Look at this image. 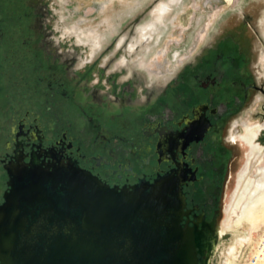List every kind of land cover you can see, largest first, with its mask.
Returning <instances> with one entry per match:
<instances>
[{"label": "flooded vegetation", "instance_id": "af4514ba", "mask_svg": "<svg viewBox=\"0 0 264 264\" xmlns=\"http://www.w3.org/2000/svg\"><path fill=\"white\" fill-rule=\"evenodd\" d=\"M159 1L123 2L86 23L96 6L0 0V203L8 168L37 158L75 162L119 189L173 177L183 224L215 231L224 222L251 128L264 148V0L185 4L192 40L165 36L179 26L177 0ZM163 3L168 11L144 26ZM207 11L216 12L200 38Z\"/></svg>", "mask_w": 264, "mask_h": 264}, {"label": "water", "instance_id": "95a60500", "mask_svg": "<svg viewBox=\"0 0 264 264\" xmlns=\"http://www.w3.org/2000/svg\"><path fill=\"white\" fill-rule=\"evenodd\" d=\"M185 2L173 3L175 17ZM168 16L159 24L166 30ZM8 173L0 264H215L220 244L233 235L223 223L215 231L183 224L185 198L167 175L119 189L75 162L37 158Z\"/></svg>", "mask_w": 264, "mask_h": 264}, {"label": "rangeland", "instance_id": "374dc122", "mask_svg": "<svg viewBox=\"0 0 264 264\" xmlns=\"http://www.w3.org/2000/svg\"><path fill=\"white\" fill-rule=\"evenodd\" d=\"M76 1L77 2L74 4L73 8L79 12L87 9L91 10L95 6L98 8L97 12L93 14V16L91 14V17H89V19H87L86 21V23H93V22L102 21V19L109 14L114 15L115 12L119 11L123 7L124 5L123 2L127 3V5L133 6L138 1L139 2V3L137 2L138 6H140V5H144V3H146L147 0H76ZM179 1L181 0H177L176 3H178ZM233 1L234 0H226V2H228L229 4H232ZM107 2L108 5L110 6V11L109 10L102 11V6L105 3L107 4ZM205 2L206 0H186L185 4L186 6H188L193 3L194 8H197L198 4L205 5ZM215 12L216 11H209L205 16L207 22L203 26V28L199 31L200 38L204 37L205 33L207 32L208 28L213 22L214 20L213 17ZM127 14L129 15V10ZM127 14L126 16H128ZM192 15L193 14L190 13L179 14L180 23L178 24L179 26H177L178 28L170 27L167 30L165 36H167V38L177 37L181 31H184V33L188 35L189 39L192 40L198 31V30L193 31V29L186 30V26H187L186 22L189 20V17ZM80 16H82V14H80ZM199 16L203 17L204 14L201 13L198 15V17ZM154 17L155 16H153L151 20L146 22L144 26L152 22ZM78 19H80V17H78ZM159 24H164V20L162 21V23ZM75 29L74 31L76 32V34L81 35V37H83L82 32H86L84 30L78 31ZM257 156L258 155H255L249 160L246 169L241 173L240 183L239 180L237 181V186L234 192H236L237 197H241L242 195H244L243 200L239 202L238 205L234 206V208L232 209H228L226 207L228 212L226 211L227 217L223 222V229L224 231L227 230L229 232H232L233 235L231 239L232 238L234 239L232 241L231 239L224 240L223 243L220 244L218 251L216 253L217 264H239L238 263L239 258L235 259L236 257L235 253L234 255H230L229 249L231 248V246L233 247L235 246V252L238 247V250L242 253L243 250L247 247V245L242 244L244 238L243 236L247 234L249 235L251 232L250 238L251 237L253 238L256 235L257 231L264 226V155L258 157ZM253 226L254 229H252ZM259 262L260 261H258V263ZM259 264H264V261L260 262Z\"/></svg>", "mask_w": 264, "mask_h": 264}, {"label": "bare ground", "instance_id": "6f19581e", "mask_svg": "<svg viewBox=\"0 0 264 264\" xmlns=\"http://www.w3.org/2000/svg\"><path fill=\"white\" fill-rule=\"evenodd\" d=\"M172 1H175V0H172ZM166 11H168V5H167V3H163V4H161V6L159 7V9L158 10H156V12L154 11V16L155 15H158V18L161 16V15H164L165 13H166ZM158 21V20H157ZM154 25V24H153ZM155 26V25H154ZM167 52V51H166ZM165 53V52H164ZM161 54V53H160ZM259 130V129H258ZM256 134H257V129L255 130L254 128H251L249 131H248V134H246L245 135V139L247 140V142H249V144H250V151H249V156H248V162H249V160L252 158V157H254L255 155H258V156H262V155H264V148H262V147H260V146H258L257 144H255L254 142H253V140H254V138H255V136H256ZM257 156V157H258ZM240 181H241V175H240V177H239V183H240ZM243 181V180H242ZM262 183V182H261ZM241 185V184H240ZM239 185V186H240ZM255 190V189H254ZM243 198H244V195H242L241 197H237L236 196V192H234V194L231 196V199H230V202L228 203V205H227V208L228 209H232V208H234V206H236V205H238V203L239 202H241L242 200H243ZM234 202H235V204H234ZM252 229H254V226H253V228ZM223 231H224V229H223ZM225 232V231H224ZM249 236H251V232H250V234H249ZM252 238V237H251ZM251 238L249 239L250 241L247 243V244H244V243H242L243 245H250V243H252L253 242V239L251 240ZM241 246V245H240ZM239 246V247H240ZM234 253H235V246L233 247V246H231V248L229 249V254L230 255H234ZM235 259H237L236 257H235ZM260 262H263L264 261V259H261V260H259ZM259 262V263H260ZM258 262L256 263V264H259Z\"/></svg>", "mask_w": 264, "mask_h": 264}, {"label": "built area", "instance_id": "2783aa9c", "mask_svg": "<svg viewBox=\"0 0 264 264\" xmlns=\"http://www.w3.org/2000/svg\"><path fill=\"white\" fill-rule=\"evenodd\" d=\"M252 239L253 242L248 244L242 253L238 250L236 258H239V264H256L259 260L264 259V226L257 231Z\"/></svg>", "mask_w": 264, "mask_h": 264}]
</instances>
